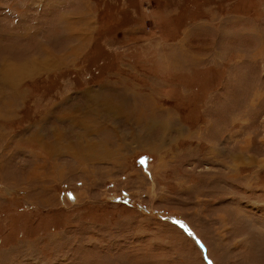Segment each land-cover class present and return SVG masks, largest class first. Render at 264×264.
<instances>
[{"label": "rangeland", "instance_id": "1", "mask_svg": "<svg viewBox=\"0 0 264 264\" xmlns=\"http://www.w3.org/2000/svg\"><path fill=\"white\" fill-rule=\"evenodd\" d=\"M0 264H264V0H0Z\"/></svg>", "mask_w": 264, "mask_h": 264}, {"label": "bare ground", "instance_id": "2", "mask_svg": "<svg viewBox=\"0 0 264 264\" xmlns=\"http://www.w3.org/2000/svg\"><path fill=\"white\" fill-rule=\"evenodd\" d=\"M23 68H24V67H23ZM88 148H89V147H88ZM92 150H93V149H92ZM82 155H83V154H82ZM83 156H84V155H83ZM83 156H82V157H83ZM102 158H103V157H102Z\"/></svg>", "mask_w": 264, "mask_h": 264}]
</instances>
